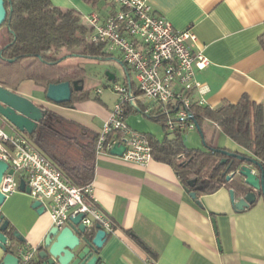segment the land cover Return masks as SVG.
<instances>
[{
  "label": "crops",
  "instance_id": "crops-1",
  "mask_svg": "<svg viewBox=\"0 0 264 264\" xmlns=\"http://www.w3.org/2000/svg\"><path fill=\"white\" fill-rule=\"evenodd\" d=\"M147 1L153 13L170 20L175 28L191 27L197 36L191 42L193 50H203L208 56V65L195 69L196 79L208 88L205 93L196 92L197 99L212 107L224 100L238 102L243 95L264 103V47L260 43L264 0ZM53 2L85 14L94 10L84 0ZM114 7L108 4L101 15H108ZM117 59L124 63L121 55ZM125 70L124 84L131 87L132 81L134 87L138 86L128 65ZM95 91L66 106L48 101L44 88L30 79L24 80L17 90L48 110L47 118L55 129L86 144L95 140L116 101L105 100L103 90L100 94ZM134 109L127 113L126 122ZM0 117L8 127L0 125L4 131L26 136ZM132 124V128L139 126L134 121ZM209 124L214 139L224 133ZM225 136L224 144L217 146L242 151L237 142ZM54 141L59 147L58 158L69 162L83 160L76 143L56 136ZM93 186L100 206L116 225V231L108 235L99 251L106 264H150L149 260L155 264H264L263 195L253 205L238 210L232 205L229 188L222 186L200 196L198 204L171 164L154 158L146 164L127 161L111 150L96 154ZM34 201L30 193L20 189L5 199L0 210L10 227L25 238L22 244L37 247L54 225L49 210L38 212ZM4 255L0 246V264Z\"/></svg>",
  "mask_w": 264,
  "mask_h": 264
},
{
  "label": "trees",
  "instance_id": "trees-1",
  "mask_svg": "<svg viewBox=\"0 0 264 264\" xmlns=\"http://www.w3.org/2000/svg\"><path fill=\"white\" fill-rule=\"evenodd\" d=\"M84 1L99 11H103L112 3L109 0ZM112 4L115 7L110 13L117 10L116 5ZM5 6L7 16L3 24L7 26L9 42L0 52V84L17 92L20 84L30 79L44 88L45 96L50 83L66 80L73 82L77 79L84 87L74 90L72 100L62 105L70 106L75 101L90 97L92 92L85 88V67L61 63L62 59L69 55L102 59L112 56L104 42L92 39V26L86 14L73 7L57 5L53 0H5ZM260 43L264 47V32L260 36ZM130 84L132 87L133 82ZM132 89L135 99L129 103L126 115L134 107V110L142 111L150 118L162 122L167 129V115L162 111L161 105L156 101L146 104L140 98L142 91L139 87L133 85ZM191 110L192 116L189 119L199 126L204 137L206 134L203 133V122L213 123L244 150H231L212 144H209L207 149L190 148L184 144L183 131L175 129L166 132L163 139L147 133L153 146V158L171 164L186 189L196 191L198 198L215 192L222 186L233 188L239 196L242 195L250 187L243 178L235 176L227 179V174L236 170L243 161L215 149H227L254 157L261 163V167L252 165L264 173V103L243 95L238 102L224 100L215 107L194 101ZM52 123L46 118L38 124L32 134H25L38 150L57 162L70 182L83 185L93 181L98 133L91 143H80L75 136L63 134L55 129ZM55 136L72 144L76 143L83 153V160L69 162L58 158L59 147L55 145ZM224 157L227 161L222 164L221 159ZM228 166L230 167L226 171ZM17 178H21L19 173Z\"/></svg>",
  "mask_w": 264,
  "mask_h": 264
},
{
  "label": "built area",
  "instance_id": "built-area-1",
  "mask_svg": "<svg viewBox=\"0 0 264 264\" xmlns=\"http://www.w3.org/2000/svg\"><path fill=\"white\" fill-rule=\"evenodd\" d=\"M117 6L114 13L103 17L97 10L86 14L92 26V39L104 42L109 50L118 49L123 61L135 75L139 89L161 105L167 115V127L191 129L196 124L191 105L203 104L195 93L208 88L195 77V69L209 63L203 50H193L197 39L191 27L177 29L164 16L153 13L147 0H109ZM119 95L109 116L98 132L96 154L124 144L121 157L127 161L146 164L153 159V146L147 133L133 129L126 122V109L135 95L126 84L115 83ZM100 94L102 88H97ZM0 158L8 163L0 190L6 198L20 190L19 179L25 178L34 199L41 200L49 210L53 225L63 228L71 218L83 213L82 222L93 228L100 224L108 234L116 231L110 215L103 210L94 195L93 181L77 185L32 141L23 135L10 134L0 127ZM13 168V173L8 169ZM35 246H23L17 264H30ZM155 264L154 260H149Z\"/></svg>",
  "mask_w": 264,
  "mask_h": 264
},
{
  "label": "water",
  "instance_id": "water-1",
  "mask_svg": "<svg viewBox=\"0 0 264 264\" xmlns=\"http://www.w3.org/2000/svg\"><path fill=\"white\" fill-rule=\"evenodd\" d=\"M7 16L5 0H0V25ZM6 46V45H4ZM2 48L0 49V52ZM107 57L106 59H108ZM102 59V57H99ZM124 67V63L117 59ZM108 79L115 80L114 73H106ZM84 84L79 80L73 82L66 80L58 83H50L46 89L45 96L48 101L56 104L70 102L74 90H79ZM48 110L42 105L35 103L27 96L13 91L0 84V116L9 121L18 130L32 134L38 124L47 118ZM198 129L199 126H198ZM125 149L124 144H115L111 151L116 154H122ZM215 150L234 155L240 158L243 163L236 169L227 174V179L240 176L243 181L250 187L242 195H238L233 188L229 189L232 205L235 209L241 210L249 207L254 203L259 195L264 197V173L253 169L252 164L261 167V163L254 157L242 155L227 149L216 148ZM227 158L221 159V163H226ZM249 162V163H248ZM230 166L227 167L226 171ZM8 163L0 158V184ZM14 169H8L13 173ZM192 183V182H191ZM19 187L22 191L30 193V187L27 185L25 178H20ZM192 198L198 204H201L197 197L196 191H189ZM6 195L0 190V205L5 201ZM33 206L38 212L45 210V205L41 200L35 199ZM83 213L73 216L68 225L63 228L53 226L46 233L43 241L37 245L36 253L30 264H106L99 255L100 248L105 243L108 233L100 224L95 225L91 230L82 222ZM214 228L217 230L215 217L212 218ZM25 238L17 229L10 227V221L4 217L0 210V246L5 251L1 264H17L19 261V252L23 246Z\"/></svg>",
  "mask_w": 264,
  "mask_h": 264
},
{
  "label": "rangeland",
  "instance_id": "rangeland-1",
  "mask_svg": "<svg viewBox=\"0 0 264 264\" xmlns=\"http://www.w3.org/2000/svg\"><path fill=\"white\" fill-rule=\"evenodd\" d=\"M97 11L101 13V11ZM4 24L0 25V49L7 43L9 39L7 35L6 25ZM106 49H108L107 46ZM110 52L112 53V56L108 59L91 58L80 55H69L63 58L61 63L67 65H82L83 67H85V88L89 92H94L96 88L100 86V88H102L103 90V98L111 102L113 100H117L119 96L114 90V84L117 83L123 85L126 79L127 72L125 68L117 61V58L120 57L121 52L118 49H111ZM65 54L66 50L63 51V55ZM108 71L115 74V82L109 80L106 76V73ZM133 77L135 81V75ZM107 84H110L111 86ZM140 98L146 104H151L155 102L154 99L150 98L143 92L140 94ZM133 121L139 124L138 127H134L135 129L144 133L153 134L160 139L164 138L166 132L171 131V129L168 127L166 129L163 126L162 122L150 118L147 114L139 110H133L128 114L127 122L133 126ZM0 125H2V127L8 128L2 122L1 117ZM202 128L203 133L205 132L206 134L205 137L197 126L195 128L182 130L183 141L187 147L207 149L209 144H224V139L226 137L225 133L220 132L219 134H217V138L214 139V130L211 124H209V122H203Z\"/></svg>",
  "mask_w": 264,
  "mask_h": 264
},
{
  "label": "flooded vegetation",
  "instance_id": "flooded-vegetation-1",
  "mask_svg": "<svg viewBox=\"0 0 264 264\" xmlns=\"http://www.w3.org/2000/svg\"><path fill=\"white\" fill-rule=\"evenodd\" d=\"M3 24V23H2ZM1 24V25H2ZM6 30H7V26H6ZM7 35H8V38H9V32H8V30H7ZM7 42H9V39H8V41Z\"/></svg>",
  "mask_w": 264,
  "mask_h": 264
}]
</instances>
